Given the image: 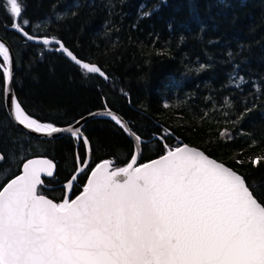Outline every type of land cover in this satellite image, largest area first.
I'll use <instances>...</instances> for the list:
<instances>
[{"label": "trees", "instance_id": "1", "mask_svg": "<svg viewBox=\"0 0 264 264\" xmlns=\"http://www.w3.org/2000/svg\"><path fill=\"white\" fill-rule=\"evenodd\" d=\"M22 20L27 33L60 40L106 76L76 66L55 45L27 41L0 0V37L13 51L14 94L26 114L63 127L107 107L144 140L140 164L188 144L243 176L264 204V160L251 162L264 157V0H23ZM82 133L91 160L71 199L97 163L123 167L134 151L109 118L88 120ZM0 153V189L25 160L46 156L55 172L38 193L60 203L86 146L71 136L37 139L13 123L0 67Z\"/></svg>", "mask_w": 264, "mask_h": 264}, {"label": "snow or ice", "instance_id": "2", "mask_svg": "<svg viewBox=\"0 0 264 264\" xmlns=\"http://www.w3.org/2000/svg\"><path fill=\"white\" fill-rule=\"evenodd\" d=\"M6 8L15 18L12 28L24 32L29 22L22 20L23 0H6ZM56 43L88 73L105 75ZM0 56L9 63L2 43ZM10 78L5 67L6 92ZM11 110L15 121L37 133L64 131L26 114L14 94ZM132 160L119 168H111L110 161L97 164L80 195L60 203L37 189L42 172L52 175L53 162H24L23 173L0 190V264H264V204L243 176L187 144L166 148L138 167L133 166L136 156ZM77 162L88 163L79 156ZM76 179L68 181L69 189Z\"/></svg>", "mask_w": 264, "mask_h": 264}, {"label": "water", "instance_id": "3", "mask_svg": "<svg viewBox=\"0 0 264 264\" xmlns=\"http://www.w3.org/2000/svg\"><path fill=\"white\" fill-rule=\"evenodd\" d=\"M15 31L16 32H18L23 38H25L27 41H30V42H32V43H35V44H44L43 43V40L44 39H48L49 40V44L48 45H55V46H57L58 47V49H59V44H57L56 43V40H58V39H55V38H51V37H46V36H36V35H32V34H29L28 33V35H30V36H32L33 37V39H28L27 38V36H25L24 35V32H26L25 30H24V32H21V31H18V30H16L15 29ZM27 33V32H26ZM60 41V40H59ZM61 42V41H60ZM0 43H2L7 49H8V55H9V63L8 64H5V66H2V65H0V67L3 69V72H4V68L5 67H7L9 70H10V72H11V78L9 79V81H8V88H9V91H5V80H4V104H5V109H6V112H7V114H8V117L10 118V120L13 122V123H15L22 131H24L25 133H27L28 135H30V136H32V137H34V138H37V139H41V140H51V139H55V138H59V137H62V136H71V137H75V138H80V139H82L83 140V142H84V139L86 138L85 136H84V134L82 133V127H83V125L88 121V120H90V119H93V118H109V119H111L112 120V118H111V116H109L108 115V113L109 112H111L112 113V115H115V116H117V118L121 121V124H119L122 128H123V130H124V132L126 133V135L129 137V139L132 141V143H133V147H134V151H133V155H132V157H131V159H130V161L128 162V164L129 163H132L133 162V160H132V158H133V156H136V161H135V163H134V167H138L139 165H142V164H140L139 162H140V158H141V153H142V148H141V145H142V143L144 142V140H142V139H140V141L139 142H137V140L135 139V137L137 136L135 133H133L131 130H130V128L128 127V125L126 124V122L122 119V117H120L118 114H116L115 112H113V111H111L109 108H107V107H105V108H103V109H100V110H96V111H93V112H91V113H89V114H87V115H85V116H83V117H81L80 119H78L77 121H75L74 123H72V124H70V125H67V126H63V127H60V128H62V129H64V131H62V132H59V133H54V134H52V135H48V134H45V133H37V132H35V131H32V130H30V129H27L26 127H24L23 125H20L17 121H15V119H14V114H13V112H12V110H11V97H12V95L14 94V89H13V77H14V72H15V58H14V54H13V51L11 50V48H10V46L0 37ZM61 43H63V42H61ZM65 46V45H64ZM66 47V46H65ZM67 48V47H66ZM67 49H69V48H67ZM70 50V49H69ZM71 62H73L76 66H78V67H80L81 69H83L80 65H78V64H76L75 63V61H73L70 57H68L67 56V54L65 53V52H63L62 50H60ZM71 51V50H70ZM74 54V53H73ZM79 59V58H78ZM81 60V59H80ZM81 62L82 63H88V62H86V61H83V60H81ZM84 70V69H83ZM86 71V70H85ZM94 74H97L98 76H100L101 78H103V79H106V76L104 75V76H101L99 73H94ZM15 95V94H14ZM114 121V120H113ZM115 122V121H114ZM76 128H79L80 129V133H78L76 136H73L72 135V131L71 130H74V129H76ZM127 129V130H126ZM82 134V135H81ZM184 144H182V145H180L179 147H182ZM188 145V144H187ZM86 146V145H85ZM189 147H193V148H196V147H194V146H190V145H188ZM198 150H200V151H202L201 149H199V148H197ZM206 154V153H205ZM164 155V154H163ZM207 155V154H206ZM162 156V155H161ZM208 156V155H207ZM160 157V156H159ZM159 157H157V158H155V159H158ZM209 158H211L210 156H209ZM29 159H48V160H50L48 157H46V156H33V157H30V158H28L27 160H29ZM86 159H87V161H88V163L85 165V164H81V163H78L77 162V170L75 171V173L71 176V178L73 177V176H78L81 172H83L87 167H88V165H89V163H90V160H91V154H90V147H89V143H88V145L86 146ZM155 159H152V160H155ZM211 159H213V158H211ZM27 160H25L24 162H26ZM152 160H150V161H152ZM104 161H108V160H103V161H101V162H99V163H102V162H104ZM150 161H147V162H145V163H148V162H150ZM217 161V160H216ZM23 162V163H24ZM217 162H219V161H217ZM99 163H97V164H99ZM145 163H143V164H145ZM219 163H221V162H219ZM96 164V165H97ZM53 165H54V163H53ZM96 165L91 169V171H90V173H89V175H88V177L91 175V173H92V170L96 167ZM225 165V164H224ZM126 166V165H125ZM226 166V165H225ZM110 167L111 168H113L112 167V165L110 164ZM124 167V166H123ZM226 167H228V166H226ZM81 168H83L84 170L83 171H80V169ZM230 168V167H229ZM232 169V168H231ZM233 170V169H232ZM235 171V170H234ZM54 172H55V167L52 169V175L51 176H48L46 173H44V172H42L41 174H40V178H41V181H42V183L40 184V185H38L37 186V189L39 188V186H43V179L44 178H51L53 175H54ZM23 173V164H22V167H21V172L18 174V175H16V176H19V175H21ZM238 174V173H237ZM238 175H240V174H238ZM15 176V177H16ZM15 177H13V178H11V179H14ZM88 177H87V179H86V183H87V180H88ZM71 178L69 179V180H71ZM10 179V180H11ZM10 180H8L4 185H6ZM68 180V181H69ZM68 181L63 185L64 186V188H65V195H64V198L67 196V197H70V190L71 189H69L68 187H67V183H68ZM76 181V180H75ZM75 183V182H74ZM73 183V184H74ZM85 183V184H86ZM4 185H3V187H4ZM85 186V185H84ZM84 186H83V188H84ZM2 187V188H3ZM2 188L0 189V190H2ZM83 188H82V191H83ZM81 191V192H82ZM80 192V193H81ZM80 193L78 194V195H80ZM38 194H40V193H38ZM41 195H44V194H41ZM77 195V196H78ZM46 198H48V199H50L49 197H47L46 195H44ZM63 198V199H64ZM76 198V197H75ZM74 198V199H75ZM50 200H52V199H50ZM53 201V200H52ZM63 201V200H62ZM61 201V202H62ZM54 203H56L55 201H53Z\"/></svg>", "mask_w": 264, "mask_h": 264}, {"label": "bare ground", "instance_id": "4", "mask_svg": "<svg viewBox=\"0 0 264 264\" xmlns=\"http://www.w3.org/2000/svg\"><path fill=\"white\" fill-rule=\"evenodd\" d=\"M75 198V197H74ZM74 198H72V199H74Z\"/></svg>", "mask_w": 264, "mask_h": 264}, {"label": "rangeland", "instance_id": "5", "mask_svg": "<svg viewBox=\"0 0 264 264\" xmlns=\"http://www.w3.org/2000/svg\"><path fill=\"white\" fill-rule=\"evenodd\" d=\"M2 57V56H1ZM3 58V57H2Z\"/></svg>", "mask_w": 264, "mask_h": 264}, {"label": "flooded vegetation", "instance_id": "6", "mask_svg": "<svg viewBox=\"0 0 264 264\" xmlns=\"http://www.w3.org/2000/svg\"><path fill=\"white\" fill-rule=\"evenodd\" d=\"M73 198V197H72Z\"/></svg>", "mask_w": 264, "mask_h": 264}]
</instances>
